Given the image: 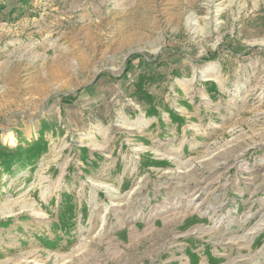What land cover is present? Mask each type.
<instances>
[{
    "label": "rangeland",
    "instance_id": "374dc122",
    "mask_svg": "<svg viewBox=\"0 0 264 264\" xmlns=\"http://www.w3.org/2000/svg\"><path fill=\"white\" fill-rule=\"evenodd\" d=\"M41 134L0 264H264V0H0V143Z\"/></svg>",
    "mask_w": 264,
    "mask_h": 264
},
{
    "label": "trees",
    "instance_id": "16d2710c",
    "mask_svg": "<svg viewBox=\"0 0 264 264\" xmlns=\"http://www.w3.org/2000/svg\"><path fill=\"white\" fill-rule=\"evenodd\" d=\"M139 84H136V89L140 91ZM144 98L151 102L152 97L145 90H141ZM155 107L152 106L146 110V114H153ZM173 115V114H172ZM47 128L46 124L42 125V130ZM47 150V141L41 134L35 140L29 142L24 147L17 145L10 148L7 145L0 143V169L10 172L15 165L29 166L30 168L36 163L37 159ZM74 204L68 194L62 193V199L59 203L58 210V226L64 231H68L74 224L73 222ZM11 218L7 219L9 223Z\"/></svg>",
    "mask_w": 264,
    "mask_h": 264
},
{
    "label": "crops",
    "instance_id": "0c3cea01",
    "mask_svg": "<svg viewBox=\"0 0 264 264\" xmlns=\"http://www.w3.org/2000/svg\"><path fill=\"white\" fill-rule=\"evenodd\" d=\"M35 2H36V1H35ZM30 3H32V2L30 1ZM208 85L210 86L209 89L215 88V85H214L213 82H209ZM215 94H217V93H215ZM214 98H215V99H216V98L219 99L218 97H214ZM231 112H232V111H231Z\"/></svg>",
    "mask_w": 264,
    "mask_h": 264
},
{
    "label": "bare ground",
    "instance_id": "6f19581e",
    "mask_svg": "<svg viewBox=\"0 0 264 264\" xmlns=\"http://www.w3.org/2000/svg\"><path fill=\"white\" fill-rule=\"evenodd\" d=\"M11 137V136H10Z\"/></svg>",
    "mask_w": 264,
    "mask_h": 264
}]
</instances>
